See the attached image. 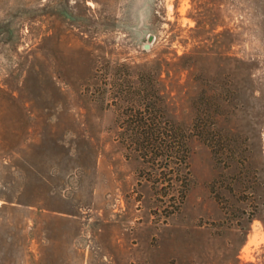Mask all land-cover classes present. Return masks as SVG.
<instances>
[{
  "label": "rangeland",
  "instance_id": "374dc122",
  "mask_svg": "<svg viewBox=\"0 0 264 264\" xmlns=\"http://www.w3.org/2000/svg\"><path fill=\"white\" fill-rule=\"evenodd\" d=\"M0 264H264V0H0Z\"/></svg>",
  "mask_w": 264,
  "mask_h": 264
},
{
  "label": "trees",
  "instance_id": "16d2710c",
  "mask_svg": "<svg viewBox=\"0 0 264 264\" xmlns=\"http://www.w3.org/2000/svg\"><path fill=\"white\" fill-rule=\"evenodd\" d=\"M198 24H199V22H197V25H198ZM186 138H187V137L182 136V137H181L180 144H179V147H180V149H181V152H180L181 154H180V155H181V163H182V164H184L185 161H186V160H185V159H186V158H185L186 156H185V152H184V151H185V142H187V139H186ZM185 139H186V141H185Z\"/></svg>",
  "mask_w": 264,
  "mask_h": 264
}]
</instances>
